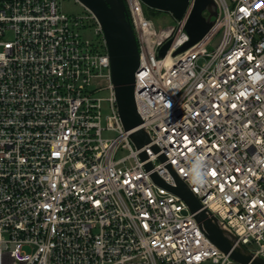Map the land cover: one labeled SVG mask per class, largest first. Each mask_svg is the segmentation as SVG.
<instances>
[{
    "label": "built area",
    "instance_id": "built-area-1",
    "mask_svg": "<svg viewBox=\"0 0 264 264\" xmlns=\"http://www.w3.org/2000/svg\"><path fill=\"white\" fill-rule=\"evenodd\" d=\"M61 1L0 0V264H239L153 175L178 177L264 259V0H213L212 28L176 56L195 0L162 30L142 0H124L143 121L128 131L101 25Z\"/></svg>",
    "mask_w": 264,
    "mask_h": 264
},
{
    "label": "water",
    "instance_id": "water-1",
    "mask_svg": "<svg viewBox=\"0 0 264 264\" xmlns=\"http://www.w3.org/2000/svg\"><path fill=\"white\" fill-rule=\"evenodd\" d=\"M77 1L96 17L103 30L110 56L112 83L124 128L127 131L139 128L143 121L137 112L134 97L135 74L140 68L139 51L134 31L126 17L124 0ZM142 1L150 9L170 13L177 20L182 19L190 4V0ZM204 11L209 13L207 17L203 15ZM216 15L217 11L213 0H195L185 27L189 41L176 49L173 56L197 44L212 28ZM170 47L171 41H168L160 48L159 57L164 58ZM131 139L138 148L150 142L149 135L143 128L134 132ZM147 168L150 169L151 164H148ZM152 178L158 185L168 188L187 204L205 235L222 252L230 254L235 262L264 264L263 258L238 243L237 236L224 222L209 210L203 209L197 197L178 177L175 176V187L167 185L156 175H153Z\"/></svg>",
    "mask_w": 264,
    "mask_h": 264
},
{
    "label": "rangeland",
    "instance_id": "rangeland-1",
    "mask_svg": "<svg viewBox=\"0 0 264 264\" xmlns=\"http://www.w3.org/2000/svg\"><path fill=\"white\" fill-rule=\"evenodd\" d=\"M62 10L67 14H85L86 9L83 5H81L77 0H62L61 1ZM146 12L148 17L154 20L156 23L157 29L162 30L165 27H173L176 26V19L167 12L163 11H155L150 9L149 7L146 8ZM81 33L85 39L92 40L95 38L94 27H90L86 30H81ZM99 96L104 99L102 102L101 114H102V126L105 127L106 120L108 116L112 115L111 104L108 101L110 98V90L106 89L99 93ZM103 136L105 138H116L118 133L116 131H106L104 132ZM129 154V150L127 149H120L116 154V158L120 159Z\"/></svg>",
    "mask_w": 264,
    "mask_h": 264
},
{
    "label": "snow or ice",
    "instance_id": "snow-or-ice-1",
    "mask_svg": "<svg viewBox=\"0 0 264 264\" xmlns=\"http://www.w3.org/2000/svg\"><path fill=\"white\" fill-rule=\"evenodd\" d=\"M187 139H188V138H187V137H185V140H187ZM197 143H199V142L197 141ZM215 174H216V173H215V172H213V175H214V176H215Z\"/></svg>",
    "mask_w": 264,
    "mask_h": 264
},
{
    "label": "trees",
    "instance_id": "trees-1",
    "mask_svg": "<svg viewBox=\"0 0 264 264\" xmlns=\"http://www.w3.org/2000/svg\"><path fill=\"white\" fill-rule=\"evenodd\" d=\"M146 8H147V6H146ZM146 10V9H145ZM154 10V9H153ZM155 11H157V10H155ZM146 14H147V12H146Z\"/></svg>",
    "mask_w": 264,
    "mask_h": 264
}]
</instances>
